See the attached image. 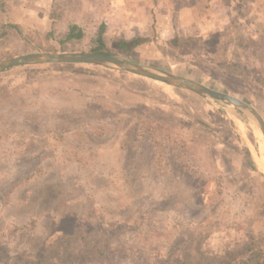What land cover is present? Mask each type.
Instances as JSON below:
<instances>
[{
    "label": "rangeland",
    "instance_id": "obj_1",
    "mask_svg": "<svg viewBox=\"0 0 264 264\" xmlns=\"http://www.w3.org/2000/svg\"><path fill=\"white\" fill-rule=\"evenodd\" d=\"M210 3L195 24L193 8L181 20L151 0H72L63 21L51 26L49 0H13L3 18L21 36L0 41V61L45 52L30 47L36 42L50 53L88 52L100 24L108 51L125 56L112 43L143 32L147 45L125 57L231 94L264 119V0ZM66 20L84 29L82 40L60 46L44 37L49 27L63 31ZM196 26L209 31L173 46L177 27L182 34ZM248 37L256 51L239 55L234 43ZM258 147L263 152L264 138L252 117L183 88L87 63L3 70L0 258L14 264L10 256L21 258L51 233L73 231L86 215L106 231L122 232L114 234L121 239L115 247L129 257L120 264L134 250L153 260L172 247L175 255L187 246L193 251L198 240L194 256L205 264L243 257L251 237L264 241Z\"/></svg>",
    "mask_w": 264,
    "mask_h": 264
},
{
    "label": "trees",
    "instance_id": "obj_2",
    "mask_svg": "<svg viewBox=\"0 0 264 264\" xmlns=\"http://www.w3.org/2000/svg\"><path fill=\"white\" fill-rule=\"evenodd\" d=\"M13 0H0V41L16 36L20 33L19 26L12 22L4 20L3 16L8 13L10 3ZM72 0H49V20L51 26H56L57 23L63 21L68 13V8ZM153 5L159 9L161 13L171 12L172 16H177L181 10L185 8H193L198 16H204L207 13L211 0H151ZM244 0H237L238 3ZM57 28L49 27L43 33L45 38L57 41L60 46L70 42L80 41L85 37L84 29L74 21H67L63 31L56 32ZM105 26L100 24L97 34L94 38L89 40V51L92 53L114 54L108 51V47L104 41ZM176 35V36H175ZM18 36H21L18 34ZM199 36H189L185 34H174L173 46L186 45L189 40L198 39ZM20 39H23L22 37ZM150 38L147 36L134 35L130 38L121 37L112 43V47L116 50V54H124L129 56L131 52L142 45H147ZM171 41V42H172ZM235 47L241 49L243 53L239 55L246 56L245 52H251L255 49L256 44L252 37L246 40L236 41ZM30 47L35 49H42L45 52H55L52 48L42 46L41 43H34ZM58 52H65V49L58 50ZM252 53V52H251ZM247 57V56H246ZM58 64V63H54ZM85 64V63H84ZM229 67L237 70L238 62L231 61L228 63ZM12 68V67H10ZM7 68V69H10ZM5 69V70H7ZM167 85V84H166ZM66 122H69L68 120ZM139 135H144L139 134ZM153 144H156L155 138L150 139ZM249 156V154H248ZM250 157V156H249ZM250 161V160H249ZM50 215V212H46ZM60 215H54L53 219L58 222ZM78 217H83L80 215ZM93 216L86 215L84 221L81 222L71 232H56L49 234L37 249L29 248L28 253L21 258L11 256L10 260L14 264H120L119 260L127 259V254H122L120 247H115L116 244L121 243V239L115 238V235H122L121 231H111L102 229L99 225H94L89 222ZM113 228V226H109ZM115 234V235H114ZM255 237V236H254ZM200 239V238H199ZM33 240V239H32ZM201 241L195 245L193 251H188L189 246L180 250V255H175V247L170 248L166 252V256L155 254L153 260L144 257L143 250H134L129 262L126 264H205L203 257H195L194 254H200ZM124 248V247H122ZM172 250V251H171ZM128 251V249H127ZM138 253V255H137ZM168 254V255H167ZM3 258H0V264H5ZM210 264H264V241L251 237L244 249V256L234 258L227 254L226 257L219 258Z\"/></svg>",
    "mask_w": 264,
    "mask_h": 264
},
{
    "label": "water",
    "instance_id": "obj_3",
    "mask_svg": "<svg viewBox=\"0 0 264 264\" xmlns=\"http://www.w3.org/2000/svg\"><path fill=\"white\" fill-rule=\"evenodd\" d=\"M47 63H87L115 68L120 71L132 73L144 78L183 88L200 96L216 101H223L232 105L242 115L252 117L264 138V119L256 108L238 99L237 97L221 92L199 83L191 78L165 72L147 65L133 62L122 55H111L92 52L49 53L34 52L16 55L0 61V72L21 65L47 64Z\"/></svg>",
    "mask_w": 264,
    "mask_h": 264
},
{
    "label": "crops",
    "instance_id": "obj_4",
    "mask_svg": "<svg viewBox=\"0 0 264 264\" xmlns=\"http://www.w3.org/2000/svg\"><path fill=\"white\" fill-rule=\"evenodd\" d=\"M214 1H216V0H214ZM210 5H211V3H210ZM185 10H188V11H190L191 10V8H185V9H183V10H181L180 11V14H178V15H180V18H181V20L183 19V15L181 14V12H183V13H185ZM191 12V11H190ZM199 17H202V16H198L197 15V13H195V16H192V19H193V21H192V23H197L198 22V20L200 19ZM185 23V22H184ZM182 25V24H181ZM183 28V27H182ZM177 29H178V32H179V27H177ZM195 31H193V32H186V31H183V32H181L182 34H185V35H189V36H203L204 34H206L209 30H208V27L207 28H201V29H199L198 28V26H196L195 28ZM187 30V29H186ZM177 32V31H176ZM178 32H177V34H178ZM134 35H141V36H147V37H149L148 36V34L147 33H143V32H138V33H135V34H133V35H130V36H128V37H125V38H130V37H132V36H134ZM178 35H181V34H178ZM188 78H191V77H188ZM169 86V85H168ZM169 87H173V86H169Z\"/></svg>",
    "mask_w": 264,
    "mask_h": 264
},
{
    "label": "bare ground",
    "instance_id": "obj_5",
    "mask_svg": "<svg viewBox=\"0 0 264 264\" xmlns=\"http://www.w3.org/2000/svg\"><path fill=\"white\" fill-rule=\"evenodd\" d=\"M261 150H262V148L258 147L256 152H254V154H253L254 159H255V164H256L258 169L264 168V149H263V152Z\"/></svg>",
    "mask_w": 264,
    "mask_h": 264
}]
</instances>
